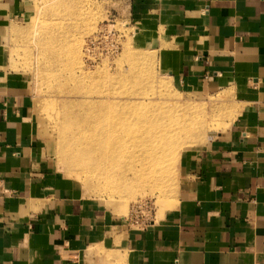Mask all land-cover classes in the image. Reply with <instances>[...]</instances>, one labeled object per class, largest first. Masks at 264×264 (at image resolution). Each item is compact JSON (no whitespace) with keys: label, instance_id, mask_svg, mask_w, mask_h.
<instances>
[{"label":"rangeland","instance_id":"374dc122","mask_svg":"<svg viewBox=\"0 0 264 264\" xmlns=\"http://www.w3.org/2000/svg\"><path fill=\"white\" fill-rule=\"evenodd\" d=\"M0 17V84L20 96L33 158L50 174L20 197L27 216L63 201L64 226L102 236L84 260L130 264L127 238L141 231L124 226L131 207L156 200L157 225L177 215L186 169L218 152V132L230 136L249 97L233 82L185 76L183 41L143 29L126 0H0ZM82 111L102 116L73 121Z\"/></svg>","mask_w":264,"mask_h":264},{"label":"crops","instance_id":"0c3cea01","mask_svg":"<svg viewBox=\"0 0 264 264\" xmlns=\"http://www.w3.org/2000/svg\"><path fill=\"white\" fill-rule=\"evenodd\" d=\"M126 1L143 29L183 41L185 76L233 82L249 97L230 136L218 132V152L186 169L183 209L127 238L130 264H264V0ZM15 91L0 84V264H100L82 250L102 236L64 226L63 201L27 216L20 197L50 174L33 158Z\"/></svg>","mask_w":264,"mask_h":264},{"label":"built area","instance_id":"2783aa9c","mask_svg":"<svg viewBox=\"0 0 264 264\" xmlns=\"http://www.w3.org/2000/svg\"><path fill=\"white\" fill-rule=\"evenodd\" d=\"M155 212L156 200L142 198L131 207L128 217L125 218L126 224L131 228L144 229L154 223Z\"/></svg>","mask_w":264,"mask_h":264},{"label":"bare ground","instance_id":"6f19581e","mask_svg":"<svg viewBox=\"0 0 264 264\" xmlns=\"http://www.w3.org/2000/svg\"><path fill=\"white\" fill-rule=\"evenodd\" d=\"M89 107H90V106H89ZM103 110H104V108L101 109V111H103ZM101 116H102V114H97L96 112H91L90 114H86L85 111H82V113H77V114L72 115V119H73V121H79V122L84 121V122H86V121L89 120V119L96 120V119H98V118L101 117ZM61 132H62V138H63V136L65 135V133L67 132V130L61 128ZM128 137H129V139H130L132 142H134V140H135V133H134L133 131H129V132H128ZM71 139H72V137H71V135H70V133H69V135H68V140H69L68 145H66V144L64 143V141L62 142V141L60 140L61 143L63 144V146L65 147V150H68V149L71 147V146H70ZM64 147H63V148H64ZM107 150H108V149H107Z\"/></svg>","mask_w":264,"mask_h":264}]
</instances>
